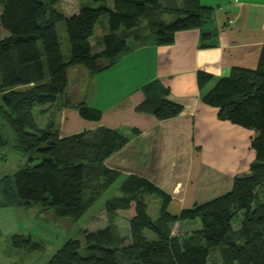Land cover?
Returning a JSON list of instances; mask_svg holds the SVG:
<instances>
[{
	"label": "trees",
	"instance_id": "trees-1",
	"mask_svg": "<svg viewBox=\"0 0 264 264\" xmlns=\"http://www.w3.org/2000/svg\"><path fill=\"white\" fill-rule=\"evenodd\" d=\"M58 2L0 0V27L8 32L0 33V118L12 129L15 148L28 157L12 181L5 177L0 206L37 204L58 218L78 219L119 178V172L104 161L129 136L102 126L60 137L54 121L38 126L34 108L57 101L66 104L72 69L93 76L114 65L130 50L132 34L143 42L169 44L176 31L210 22L213 7L200 0H90L80 1L78 11L67 16L56 7ZM164 15L171 20L165 21ZM102 16L108 32L98 40L102 49L93 52L89 38ZM59 21L64 22L70 47L66 60L56 28ZM143 29H149L152 38L147 39ZM197 76L203 90L212 75L199 71ZM144 91L147 96L139 110L150 107L159 120L175 117L183 109L166 99L167 89L156 82L145 85ZM201 99L219 108L220 119L255 131L250 171L236 176L227 192L178 215L167 212L168 195L149 180L128 175L119 185L120 194L105 206L128 219L131 242L125 245V237L111 224L84 230L82 240L67 238L45 264H217L208 260L217 246L223 264H264V45L255 69L232 68ZM72 106L86 120L101 119L102 111L84 100ZM5 144L0 126V148ZM144 194L162 198L158 218L148 214ZM195 218L200 228L184 236L171 235V222ZM145 230L155 239H148ZM30 238L13 234L11 245L35 249L38 244Z\"/></svg>",
	"mask_w": 264,
	"mask_h": 264
},
{
	"label": "crops",
	"instance_id": "crops-1",
	"mask_svg": "<svg viewBox=\"0 0 264 264\" xmlns=\"http://www.w3.org/2000/svg\"><path fill=\"white\" fill-rule=\"evenodd\" d=\"M200 2L213 7L210 22L201 28L176 31L169 44L143 42L133 39L132 34L130 41H139V45L130 48L114 65L93 76L73 68L66 93L69 100L64 105L57 101L40 106L39 111L48 117L36 121L39 127L54 121L60 137L102 126L128 135V141L104 164L119 172L121 182L128 175L149 180L169 196L166 210L172 215L227 192L233 179L248 173L255 160L251 146L255 131L220 119L219 108L204 103L201 96L218 78L228 76L232 68L257 67L264 45V0ZM163 19L169 21L171 17L164 15ZM107 32L104 30L94 39L91 35L93 52L102 49L98 40ZM203 33L209 36L203 38ZM199 71L212 75L203 90L198 85ZM151 82L167 89L166 99L182 105L177 116L159 120L150 107L139 110L147 96L144 86ZM111 83L119 89L117 96L109 92L114 88ZM83 100L102 111L99 121L82 118L72 106ZM158 197L160 211L162 198ZM169 227L171 235L184 236L200 228V220H177ZM238 227L237 221L233 229ZM127 236L125 245L131 242L130 226ZM149 239H155V235ZM216 259L209 255V262Z\"/></svg>",
	"mask_w": 264,
	"mask_h": 264
},
{
	"label": "rangeland",
	"instance_id": "rangeland-1",
	"mask_svg": "<svg viewBox=\"0 0 264 264\" xmlns=\"http://www.w3.org/2000/svg\"><path fill=\"white\" fill-rule=\"evenodd\" d=\"M80 1L90 0H60L56 7L62 10L67 16L77 9ZM1 12V7H0ZM56 28L61 44V52L64 59L70 55V47L63 21L56 23ZM108 30L106 16H102L93 29V37L96 38L104 30ZM1 36L8 32L0 27ZM146 38H152L150 30L144 33ZM113 85V83H111ZM112 91L117 96L119 89L113 85ZM114 91V92H113ZM42 106V105H41ZM43 107V106H42ZM40 105L34 108V115L37 122L47 119V115H42L39 111ZM57 122V118H54ZM0 126L6 144L0 148V204L3 200V189L5 177L13 179L14 173L22 167L28 157L14 146L15 136L10 126L0 118ZM121 179L118 178L111 186L104 190L94 203L78 219L58 218L51 211H43L37 204L18 205L12 204L0 206V264H45L56 250L67 238L83 239L84 230L95 231L109 224L113 225L120 236L125 237L124 244L128 242L129 221L118 214H112L106 209L105 203L108 199L120 194L119 185ZM259 198H261V193ZM143 198L147 204V212L153 218L158 216L160 198L155 194H144ZM13 234H21L38 244L34 248H15L11 245ZM145 236L149 239L154 235L151 231L145 230ZM127 236V237H126ZM211 256L217 257L216 263L222 264L219 247L212 248Z\"/></svg>",
	"mask_w": 264,
	"mask_h": 264
},
{
	"label": "water",
	"instance_id": "water-1",
	"mask_svg": "<svg viewBox=\"0 0 264 264\" xmlns=\"http://www.w3.org/2000/svg\"><path fill=\"white\" fill-rule=\"evenodd\" d=\"M128 47H130V48H135V47H137L138 45H139V41H130V42H128ZM64 100L67 102L68 100H69V98L67 97V95L65 94L64 95Z\"/></svg>",
	"mask_w": 264,
	"mask_h": 264
}]
</instances>
